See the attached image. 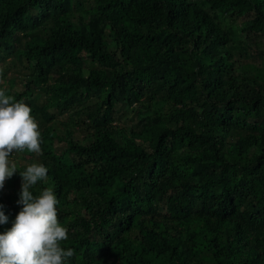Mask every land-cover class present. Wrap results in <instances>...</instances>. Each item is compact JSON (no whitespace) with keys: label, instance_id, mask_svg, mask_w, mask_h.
Wrapping results in <instances>:
<instances>
[{"label":"trees","instance_id":"16d2710c","mask_svg":"<svg viewBox=\"0 0 264 264\" xmlns=\"http://www.w3.org/2000/svg\"><path fill=\"white\" fill-rule=\"evenodd\" d=\"M0 59L42 136L0 232L42 163L68 264H264V0H0Z\"/></svg>","mask_w":264,"mask_h":264},{"label":"clouds","instance_id":"9594fccd","mask_svg":"<svg viewBox=\"0 0 264 264\" xmlns=\"http://www.w3.org/2000/svg\"><path fill=\"white\" fill-rule=\"evenodd\" d=\"M42 136L31 107L0 89V189L17 172L9 157L27 150L41 153ZM22 177L18 204L23 205L12 226L0 232V264H68L75 250L65 248L68 230L58 219V198L45 187L34 195L32 189L46 181L48 168L42 163L30 164L20 171ZM0 204V224L8 222Z\"/></svg>","mask_w":264,"mask_h":264},{"label":"rangeland","instance_id":"374dc122","mask_svg":"<svg viewBox=\"0 0 264 264\" xmlns=\"http://www.w3.org/2000/svg\"><path fill=\"white\" fill-rule=\"evenodd\" d=\"M78 17V15H76ZM246 34L242 36V39L240 41L241 45L245 49V45H247V42L245 41ZM16 56V55H15ZM5 63V62H4ZM2 62V59H0V89H5L6 94L13 96L16 93H19L23 88V82L25 79L28 78V75L25 73V71L20 69V61H18V71L16 76L7 75L4 76V64ZM34 102H43L42 99H40L37 95L33 97ZM124 108H115L114 115H118L120 112L123 111ZM53 112V111H52ZM121 114V113H120ZM59 123L55 125V128L62 131L65 127L64 122H67L70 124L71 119H67V117H59ZM74 125V123H72ZM71 125V124H70ZM78 138H82V133L77 132ZM60 145L56 144V147Z\"/></svg>","mask_w":264,"mask_h":264}]
</instances>
